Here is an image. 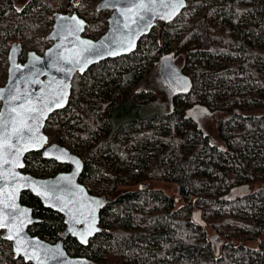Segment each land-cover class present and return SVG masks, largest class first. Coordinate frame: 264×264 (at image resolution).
I'll return each mask as SVG.
<instances>
[{
  "label": "trees",
  "instance_id": "16d2710c",
  "mask_svg": "<svg viewBox=\"0 0 264 264\" xmlns=\"http://www.w3.org/2000/svg\"><path fill=\"white\" fill-rule=\"evenodd\" d=\"M95 2L74 0L70 8L88 21L86 35L92 38L107 29L108 19ZM66 4L29 0L17 10L13 0H0V86L7 79L12 44L22 42L21 61L31 46L43 53L51 44L47 32ZM200 10L213 40L211 57L182 68L194 86L188 95L174 98L172 111L151 91H131L143 79L140 69L168 49L173 23L162 22L132 54L78 73L68 107L49 118L45 131L50 141L79 151L75 153L83 159L80 182L91 193L110 197L101 212L104 232L87 245L66 239L70 255L97 264H264V0H188L180 16L189 18ZM249 15L252 19L244 25ZM192 33L185 32L178 50ZM137 55L139 60L133 61ZM84 82L106 89L89 95L93 93H83ZM211 103L232 112L220 122L225 150L213 145L194 116H188L198 110L192 109L195 105ZM25 161V172L46 177L70 168L41 152L28 154ZM144 180L176 184L187 204L179 209L173 195L141 189ZM233 188L238 198L221 200ZM22 202L42 220L29 227L32 235L51 243L61 237L63 215L28 191ZM195 210H201V217L193 216ZM213 234L225 239L216 250ZM250 240L256 248L246 245ZM0 264L31 263L16 258L12 243L0 233Z\"/></svg>",
  "mask_w": 264,
  "mask_h": 264
},
{
  "label": "water",
  "instance_id": "95a60500",
  "mask_svg": "<svg viewBox=\"0 0 264 264\" xmlns=\"http://www.w3.org/2000/svg\"><path fill=\"white\" fill-rule=\"evenodd\" d=\"M74 0H69L65 11L55 15L52 29L46 35L51 42L43 53L30 50L24 61L22 42L13 43L8 53L7 79L0 86V125L8 122V131L16 113V108L24 117L34 119L28 123L32 132H26L23 140L13 136L11 142L17 149H24L18 155H6L11 163L0 161V233L4 240L12 243L16 258L31 264H97L84 256H71L63 239L51 243L38 235H32L29 227L42 220L35 217L32 207L22 202L26 191L38 197L46 208L65 217L67 225L63 238L72 234L83 245L89 244L97 234L104 232L100 225L101 212L110 201L108 195H95L80 182L84 169L81 156L60 142L50 141L45 131L49 118L56 111L68 107L72 96L73 81L78 73H86L92 66L108 59L130 55L138 49L142 38L150 34L160 22L164 25L175 21L188 7V0H100L98 11H110L107 30L98 38L86 35L88 21L77 12H70ZM149 3L148 9L138 7ZM82 22V23H81ZM160 74L172 91V98L188 95L194 82L174 60V56L164 53L159 61ZM16 96L19 99H11ZM59 101V103H57ZM23 105V107H21ZM36 107L39 113H28L25 109ZM192 109H201L202 114H210L208 106L197 104ZM190 109L188 110V112ZM188 116L194 113H188ZM196 115V114H195ZM19 119V117H16ZM194 119L198 121L197 115ZM0 131H4L0 128ZM33 152H41L43 158L69 165L70 171H62L55 176L38 177L24 171L26 157ZM146 185L141 184L144 189ZM247 191V185L242 187ZM231 189L221 200L234 201L239 193ZM193 216L201 217V210L193 211ZM202 220V218H200ZM79 225H82L80 228ZM9 236L12 238L9 239ZM213 234L211 239H217ZM225 239H220L218 249Z\"/></svg>",
  "mask_w": 264,
  "mask_h": 264
},
{
  "label": "rangeland",
  "instance_id": "374dc122",
  "mask_svg": "<svg viewBox=\"0 0 264 264\" xmlns=\"http://www.w3.org/2000/svg\"><path fill=\"white\" fill-rule=\"evenodd\" d=\"M13 1H14L16 9L21 10L29 0H13ZM66 1H67V4L63 8L64 9L63 11H65L68 7V0ZM99 1L100 0H96L94 5H97ZM106 12L111 13L110 11H106ZM204 15H205L204 10H200L197 12V14L193 15L192 17L187 18L186 16H180L179 18L176 19V23H174V21L172 22L173 24L170 27V35L167 38L169 42V46H168V49L164 51V53L166 54L171 53L174 56L175 63L180 68H185L186 65H189V64L194 63L195 61H198L200 58H202V56H205L206 58L211 57L209 52L212 47L213 40L211 38L209 29H208V24H207V21ZM92 17H95L94 13H92ZM251 19L252 17L250 15L246 16L244 20V25H246L249 21H251ZM187 30H191L193 32L192 38L190 42L184 44L183 47L180 50H178L176 47L179 44V42L183 39L185 32ZM104 32L105 31L99 32L98 35ZM260 43L264 44L263 41H260ZM30 50H34V47L31 46L27 48L26 54ZM164 53H162L161 55H163ZM139 56L140 55H137L136 57H134L133 61H138ZM159 61L160 60L154 62L152 65H147L146 67H142L140 69V71H142V74H143V79L140 80V82H138L136 85L132 86L131 91L133 92L142 91V90L151 91L152 93L155 94L158 100L165 102L168 110L172 111V107L174 106L173 104L174 99L172 98V91L169 88V86L166 84V82L163 80L160 74ZM85 80L86 79H83V81ZM111 87L112 86H110L109 89H111ZM85 88H84L83 93H86V94L93 93V94H89L93 96H96L95 94L96 91L101 92L104 89H106V87L103 88L102 84L100 85V83L95 84L93 87H89L85 83ZM185 101L189 102L190 100H188V98L185 97ZM211 104L210 105L207 104V105L208 107L211 106L210 110L211 112L213 111L212 114L210 113L206 115V113L205 114L200 113L201 116L198 118V123L203 129L204 133L208 136L210 142L213 145L217 146L219 149L225 150L227 149V143L220 134V122L230 117L232 115V112L229 110H225L224 108L220 106H216L213 103ZM75 152H79V151H75ZM33 175L38 176V177H46V176H41L38 174H33ZM141 184L146 185L144 189L159 190V191L164 192L165 194L173 195L175 198H177L176 207L179 209L187 204V201L182 196L179 195L178 187L174 183L164 182L161 180H144L142 181ZM137 187L138 185L130 186L129 188L136 189ZM210 233L212 234L213 232L210 230ZM216 243L214 245L215 250L217 249V246H218V244ZM246 245L252 248L257 247L256 241H251V240L246 241Z\"/></svg>",
  "mask_w": 264,
  "mask_h": 264
},
{
  "label": "snow or ice",
  "instance_id": "6c2138e0",
  "mask_svg": "<svg viewBox=\"0 0 264 264\" xmlns=\"http://www.w3.org/2000/svg\"><path fill=\"white\" fill-rule=\"evenodd\" d=\"M152 0H149V3H151ZM149 3H140L138 5L141 9H148ZM82 23V22H81ZM4 97L0 95V99H3ZM11 99H19V97L13 96ZM59 103V101H57ZM23 107V105H21ZM11 111L13 113H16V117H19L17 119L16 117L13 118L12 124H11V131L9 132L7 129L9 127V124L7 121H5L2 125H0V128H3L4 131H0V161L3 162V164H9L11 163L8 159H6V155L9 153L18 155L21 150L24 149H17L16 152L12 153L11 150L16 148V145H14L11 140L12 137L15 136L18 138V140H23L24 135L26 132H32V128L29 125L28 121L34 119L33 116L28 115L27 117H24L22 113L18 112L16 108H12ZM28 113H39L40 109L36 107H29L25 109ZM3 119V114H0V120ZM5 225L3 223H0V227H4ZM12 237L9 236V239Z\"/></svg>",
  "mask_w": 264,
  "mask_h": 264
},
{
  "label": "flooded vegetation",
  "instance_id": "af4514ba",
  "mask_svg": "<svg viewBox=\"0 0 264 264\" xmlns=\"http://www.w3.org/2000/svg\"><path fill=\"white\" fill-rule=\"evenodd\" d=\"M98 4V3H97ZM96 8H97V5H96ZM98 10V9H97ZM103 12V11H102ZM111 15V13H108V18H109V16ZM162 22H160L158 25H160ZM156 26V27H154L153 28V30L154 29H156L157 27H159V26ZM107 28H108V19H107ZM107 30V29H106ZM105 30V31H106ZM152 30V31H153ZM103 33H101L100 35H98V37L99 36H101ZM97 37V38H98ZM213 112V111H212ZM212 112H211V114H212ZM192 113H194V115H192V116H195V114L198 116V118L201 116V114H202V110L201 109H198L196 112L194 111V112H192ZM201 113V114H200ZM71 170V167L68 169V170H63V171H70ZM62 215V214H61ZM64 217V216H63ZM64 224H65V217H64ZM82 225H79L78 227L80 228ZM66 227H67V225L65 224V227H64V229L60 232V238L59 239H57L55 242H57V241H59L60 239H63V241L65 242L66 241V239H68V238H74V239H76L78 242H79V240L76 238V237H74V236H72V234H69L68 236H66V237H62V235L64 234V231H65V229H66ZM219 240H220V238L218 237L217 239H215V241H213L214 242V244L216 243V241H217V243L216 244H218V242H219ZM55 242H53V243H55ZM90 242V241H89ZM80 243V242H79ZM82 244V243H81ZM83 245V244H82ZM64 246H65V244H64ZM72 256V255H71Z\"/></svg>",
  "mask_w": 264,
  "mask_h": 264
}]
</instances>
